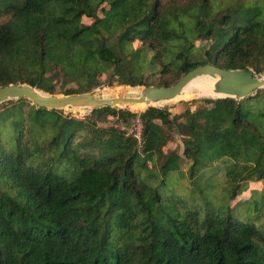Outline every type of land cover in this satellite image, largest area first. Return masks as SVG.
Segmentation results:
<instances>
[{
    "label": "trees",
    "instance_id": "16d2710c",
    "mask_svg": "<svg viewBox=\"0 0 264 264\" xmlns=\"http://www.w3.org/2000/svg\"><path fill=\"white\" fill-rule=\"evenodd\" d=\"M157 62L154 86L205 63L264 75V0H0V86L91 92L100 82L67 83L110 68L118 86H149ZM199 100L177 114L139 104L81 116L2 102L0 264H264L254 225L172 192L177 173L193 188L208 172L214 188L218 162L230 197L264 177V88ZM136 119L139 137L126 131ZM174 135L182 151L164 149Z\"/></svg>",
    "mask_w": 264,
    "mask_h": 264
},
{
    "label": "rangeland",
    "instance_id": "374dc122",
    "mask_svg": "<svg viewBox=\"0 0 264 264\" xmlns=\"http://www.w3.org/2000/svg\"><path fill=\"white\" fill-rule=\"evenodd\" d=\"M234 2H224L223 6L226 5H234ZM104 6H107L106 4H103ZM101 8V6H100ZM99 8V10H100ZM101 15V14H100ZM93 21V18L90 17H83L84 23H90ZM205 38L202 37L198 40L194 41V46L199 47L204 43ZM140 42L138 40H135L132 42V47H139ZM205 47V46H204ZM152 53L147 52L146 58L149 59L151 57ZM161 70V64L157 62L155 64V69L152 71L149 68H146L143 70V75L145 80L148 84H151L152 86L157 83L158 79L162 76V73H160ZM262 76V75H261ZM166 80L173 81L174 76H165ZM50 80V79H49ZM51 80L57 84H60V77L55 78V76L51 77ZM59 80V81H58ZM119 75L114 74L112 71V68L110 69H104L102 72H95L93 74L92 78H81L79 81L72 80L67 83L68 87H77L80 83L87 84V83H95L100 82L101 85L98 87H95L96 89H110V88H129L133 86H118L119 82ZM55 83V84H56ZM110 84V85H108ZM140 86V85H135ZM146 86V85H141ZM63 94V93H58ZM192 96V97H191ZM185 97H191V98H185ZM204 97H217L214 95L211 96H198L197 93L195 94H185L181 96L180 98H174L170 101L165 102L163 105H166L168 109L171 111L172 114H177L179 112H182L185 108L189 107L190 109L194 110L202 105L201 101L199 99ZM148 105V104H144ZM119 108H128L131 111L139 112L140 110H133L129 108L128 106H118ZM146 108V107H145ZM144 108V109H145ZM89 108H80V109H63L66 112H71L75 116H81L85 113H87L86 110ZM143 110V109H142ZM116 123V119L113 117H109L106 121L103 123H99L100 125H113ZM119 127L124 128V125L122 122L117 123ZM126 131L128 133L132 132L131 126L126 127ZM135 134L137 133V129L134 130ZM133 132V133H134ZM178 145V146H177ZM181 141L180 137L178 135H174L172 140L169 141L164 149L168 148H178L179 151H182L181 147ZM215 164V163H214ZM188 164L184 163L181 165V168L183 169V172L186 171ZM218 166L220 168V171L218 169ZM213 166H208L207 169L212 168ZM212 172H215L218 174L219 177L216 179V183L214 182L213 187H207V181L206 176L209 175L207 172L206 176L201 177V179L196 182V184L192 187V184L190 183L189 179L186 176H181L179 173L175 174L173 179L175 180V183L173 185V193L175 196L178 197H185L187 199H195L194 202L199 205L200 207L204 208L206 206L207 201L210 202V205H212L215 209L218 210V212L225 216V215H231L233 217L238 218L240 221L254 225L261 233L264 234V177L258 178V179H251L248 180L244 185L243 189L239 191L235 196L230 197V194L226 193L223 190V164L220 162L216 163L215 166L211 169ZM184 174V173H183ZM220 188V186H222ZM255 244L258 247L262 248V245L260 243L255 242Z\"/></svg>",
    "mask_w": 264,
    "mask_h": 264
},
{
    "label": "water",
    "instance_id": "95a60500",
    "mask_svg": "<svg viewBox=\"0 0 264 264\" xmlns=\"http://www.w3.org/2000/svg\"><path fill=\"white\" fill-rule=\"evenodd\" d=\"M199 76L216 78L213 94L217 97L241 99L252 95L258 89L264 88V75L255 76L246 69H225L205 63L189 69L174 84L167 87L140 85L117 89L101 88L77 94H49L36 89L30 84L9 83L0 86V104L11 99L26 98L38 106L48 109H92L102 106L118 107L143 102L148 104L146 107L159 106L157 103L174 99L182 92L189 81Z\"/></svg>",
    "mask_w": 264,
    "mask_h": 264
},
{
    "label": "bare ground",
    "instance_id": "6f19581e",
    "mask_svg": "<svg viewBox=\"0 0 264 264\" xmlns=\"http://www.w3.org/2000/svg\"><path fill=\"white\" fill-rule=\"evenodd\" d=\"M215 82H216V78L207 77V76L196 77L186 84V86L184 87L182 92L180 94H178L175 97V99L180 98L181 96H183L185 94L192 95V94L197 93L198 96L214 95L213 94V86H214ZM164 103L165 102H159V103H157V105H162ZM139 104H146V103L143 102V103H137V104H131V105L139 106ZM143 107H145V106H143Z\"/></svg>",
    "mask_w": 264,
    "mask_h": 264
},
{
    "label": "built area",
    "instance_id": "2783aa9c",
    "mask_svg": "<svg viewBox=\"0 0 264 264\" xmlns=\"http://www.w3.org/2000/svg\"><path fill=\"white\" fill-rule=\"evenodd\" d=\"M131 129H132V132H134L135 129H137V133L135 134V132L133 133L136 137H139L140 135V131H141V124L139 122V120H135L132 124H131Z\"/></svg>",
    "mask_w": 264,
    "mask_h": 264
}]
</instances>
